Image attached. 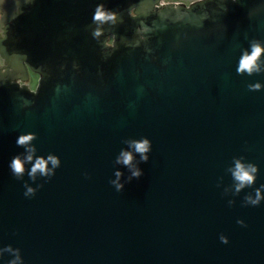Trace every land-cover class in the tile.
<instances>
[{"label": "water", "instance_id": "water-1", "mask_svg": "<svg viewBox=\"0 0 264 264\" xmlns=\"http://www.w3.org/2000/svg\"><path fill=\"white\" fill-rule=\"evenodd\" d=\"M161 1H27L2 28L0 247L19 248L23 264H264V201L241 207L264 184V89L246 87L264 74H236L245 35L264 41V0ZM99 3L121 22L98 44ZM27 133L37 155L61 161L48 183L11 175ZM140 137L149 161L117 193L114 172L121 183L130 173L113 161ZM239 156L259 174L233 195L225 169ZM24 182L44 186L26 199Z\"/></svg>", "mask_w": 264, "mask_h": 264}, {"label": "clouds", "instance_id": "clouds-1", "mask_svg": "<svg viewBox=\"0 0 264 264\" xmlns=\"http://www.w3.org/2000/svg\"><path fill=\"white\" fill-rule=\"evenodd\" d=\"M33 0H28V3ZM235 3V0H232ZM128 16L132 19L136 18V12L134 10L128 11ZM121 22V16L119 12L109 10L103 3H99L94 10L92 16V25H95L91 31V37L98 44L101 43V37L105 36V25L116 26ZM5 39V34L0 33V40ZM245 39L248 40L249 47L247 49H240V57L238 60V66L236 67V74L240 76L252 77L253 75L264 74V41L259 39H248L245 35ZM114 36H107L102 42L103 47L107 49H113ZM114 50V49H113ZM3 63V59L0 58V64ZM249 92H258L264 89V85L260 82L249 83L246 85ZM32 94H35L33 91ZM38 136L35 133L21 134L16 140V145L23 149L22 152L14 155L9 163V169L11 175L16 181H23L25 175L29 180L35 183L37 177L44 179V183H48L55 175V170L61 166L60 159L49 153L46 158L37 155V148L35 147V141ZM127 146V150L122 148L119 154L113 161V165H122L128 170L130 175L125 179L124 183H121V177L124 175L121 171H115V179L109 180V184L114 187L117 193L122 192L125 183H130L133 179H139L143 172L138 167L141 163H148L149 155L152 144L149 139L140 137L136 139H126L122 141ZM136 156L139 159H136ZM51 165V167H49ZM30 166V167H28ZM226 173L231 175L234 189L233 195L239 194L245 188H253L258 178L259 169L253 162H247L244 156L233 157L231 166L225 169ZM83 176L86 180L91 179L90 175L85 172ZM43 184H36V187H31L27 182L22 184L25 189L23 196L26 199H32L35 197L37 191L43 188ZM219 187V185H216ZM228 189H225V194ZM264 184H261L259 188L254 189V192L249 193L243 197L241 207H257L264 201ZM234 201L229 200L228 206L231 207ZM240 227H247L243 220H237L236 222ZM15 234V233H14ZM219 241L222 244L227 245L229 243L226 236L221 234ZM7 254L11 259L7 261V264H23L21 251L19 248H13L11 245L0 247V258Z\"/></svg>", "mask_w": 264, "mask_h": 264}, {"label": "rangeland", "instance_id": "rangeland-1", "mask_svg": "<svg viewBox=\"0 0 264 264\" xmlns=\"http://www.w3.org/2000/svg\"><path fill=\"white\" fill-rule=\"evenodd\" d=\"M28 0H0V33H3V29L5 25L17 14L19 7L26 3ZM197 0H163L164 3H172V2H184L186 5L190 4V2H195ZM162 5H164L162 3ZM0 58H2L0 56ZM5 66L4 60L3 63L0 64V68ZM37 75L34 73L29 74L28 85L30 89L34 90L37 85Z\"/></svg>", "mask_w": 264, "mask_h": 264}, {"label": "built area", "instance_id": "built-area-1", "mask_svg": "<svg viewBox=\"0 0 264 264\" xmlns=\"http://www.w3.org/2000/svg\"><path fill=\"white\" fill-rule=\"evenodd\" d=\"M161 3H163L164 4V2L163 1H161ZM177 3H184V2H177ZM191 3V2H190ZM186 5V4H185Z\"/></svg>", "mask_w": 264, "mask_h": 264}, {"label": "flooded vegetation", "instance_id": "flooded-vegetation-1", "mask_svg": "<svg viewBox=\"0 0 264 264\" xmlns=\"http://www.w3.org/2000/svg\"><path fill=\"white\" fill-rule=\"evenodd\" d=\"M181 4H185V3H181ZM37 78H38V76H37Z\"/></svg>", "mask_w": 264, "mask_h": 264}, {"label": "bare ground", "instance_id": "bare-ground-1", "mask_svg": "<svg viewBox=\"0 0 264 264\" xmlns=\"http://www.w3.org/2000/svg\"><path fill=\"white\" fill-rule=\"evenodd\" d=\"M160 5H162V3H160Z\"/></svg>", "mask_w": 264, "mask_h": 264}]
</instances>
